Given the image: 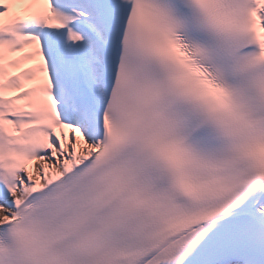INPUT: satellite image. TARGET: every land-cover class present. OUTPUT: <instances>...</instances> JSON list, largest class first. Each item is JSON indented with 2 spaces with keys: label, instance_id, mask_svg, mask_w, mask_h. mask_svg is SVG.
Listing matches in <instances>:
<instances>
[{
  "label": "snow or ice",
  "instance_id": "6c2138e0",
  "mask_svg": "<svg viewBox=\"0 0 264 264\" xmlns=\"http://www.w3.org/2000/svg\"><path fill=\"white\" fill-rule=\"evenodd\" d=\"M0 264H264V0H0Z\"/></svg>",
  "mask_w": 264,
  "mask_h": 264
}]
</instances>
